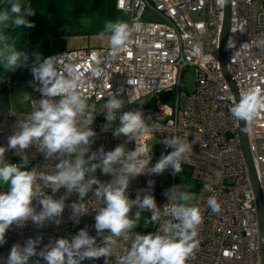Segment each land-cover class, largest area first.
Returning a JSON list of instances; mask_svg holds the SVG:
<instances>
[{"label": "built area", "instance_id": "1", "mask_svg": "<svg viewBox=\"0 0 264 264\" xmlns=\"http://www.w3.org/2000/svg\"><path fill=\"white\" fill-rule=\"evenodd\" d=\"M225 0H115L117 9L128 12L127 23L134 26L125 49L108 67V77L90 80L85 71L92 64V53L107 55L109 46L69 47L42 55V58L68 53V60L77 64L84 73L82 91L89 97L88 103L97 115L92 125L97 133L91 151L103 146L105 151L113 150L125 141V137H114L113 129L102 131L106 123L103 104L109 92L121 91L125 100L123 111L141 110L149 125H160L139 142L151 148V166L161 154L172 151L164 145L167 136L179 135L193 143V150L182 165V172L173 175L171 170L162 174L141 175L130 181L128 194L135 199L138 194L151 191L157 205L168 203L165 193L174 186L197 190L194 206L198 207L202 222L198 228L199 247L189 264H261L259 244V223L256 199L249 178L246 160L239 143L238 119L231 108L236 98L219 61V41L222 29ZM264 0H229V29L225 44L226 70L242 96L258 90L255 99L264 105ZM34 59L26 67L28 86L33 100L42 96L39 82L32 76ZM194 67V86L187 90L182 85V72ZM11 74L2 78L10 83ZM165 94L163 97L162 95ZM131 98L133 103H127ZM35 104L29 102L27 109L0 111V147H6L8 137L15 131L18 121H23L33 111ZM245 121V120H244ZM115 126H119V121ZM249 151L264 195V107L245 121ZM135 141L127 143L128 150H134ZM90 154V153H89ZM26 155L28 169L41 168L51 171L55 161H46L35 146L17 153L8 150L5 160L19 164ZM185 174V178H180ZM101 182L111 179L102 173H95ZM151 181V185L149 184ZM95 187V186H94ZM6 188H0V191ZM44 191L53 195L50 188ZM61 188L55 199L65 194ZM214 196L220 205L219 213L208 206L209 197ZM78 194H71L65 201L66 207L61 223L46 222L38 227L32 221L23 226L12 225L6 232V243L0 245V264H6L14 244L24 245L29 238H40L39 253L50 242L59 238L71 239L81 229L89 235L102 237L95 229V211L103 205L89 192L85 197L89 213L79 222L71 219L72 202ZM40 210L38 201H33ZM136 209H133L135 212ZM150 213L145 211L135 234L156 233L159 224L148 222ZM166 219V217H165ZM105 230V235H107ZM132 239H117L109 264H117L119 256L126 254ZM46 264L39 255L31 257L29 264ZM81 264H105V258L86 259Z\"/></svg>", "mask_w": 264, "mask_h": 264}, {"label": "clouds", "instance_id": "2", "mask_svg": "<svg viewBox=\"0 0 264 264\" xmlns=\"http://www.w3.org/2000/svg\"><path fill=\"white\" fill-rule=\"evenodd\" d=\"M2 3L0 66L5 72L15 71L27 65L29 56L10 43L2 29L9 24L17 28L33 27L26 17L35 15V10L30 6L23 7L19 0H2ZM134 31V26L126 21L105 23L98 38H107L109 50L104 57L91 54L93 64L85 70L90 80L108 77L110 61L125 49ZM31 71L33 79L39 82L42 98L35 101L29 93H23L20 103L31 102L35 108L26 119L17 122L7 146L0 147V188H6L0 191V245L6 243V232L14 224L23 226L32 221L38 227L46 222L59 225L65 201L73 193L78 194V200L70 205L71 219L78 223L80 217L89 213L85 200L89 192L103 202L94 217L97 235L102 240L98 244L97 238L89 235L85 228L70 240L59 238L50 242L37 253L40 238H29L23 246H12L6 264H29L30 258L37 255L46 264H81L86 259L101 257L105 258V264H109L120 238H131L132 243L126 254L118 257L117 264H189L199 247L198 228L202 222L199 208L190 204L192 194L179 185L174 186L165 193L168 203L159 207L151 191L131 199L128 189L130 181L141 175L162 174L165 170H171L173 175L181 173L183 163L193 150V143L179 135L167 136L163 143L172 151L161 154L150 167L152 147L142 145L139 140L160 125H149L150 117L146 118L141 110L123 111V93L117 91L109 92L103 104L106 123L102 131L113 129L114 137L126 139L113 150L105 151L101 146L97 151H91L97 137L92 128L97 115L93 114L89 97L82 91L85 80L79 66L68 60V53L48 58L36 53ZM257 96L258 90L245 93L241 102L231 108L233 117L251 120L257 109L264 107L255 99ZM127 103H133V100L129 98ZM117 121L119 126H115ZM132 141L136 146L134 150H128L126 145ZM32 146L44 155L46 161H55L51 171L39 167L29 170L26 155L20 158L19 164L5 160L6 151L16 150L24 154ZM97 169L111 179L106 182L98 180ZM45 188H50L53 195H48ZM61 188L66 190L65 194L55 199L54 195ZM33 201H38L39 211ZM207 203L214 213H219L220 205L214 196L209 197ZM145 211L151 214L148 222L159 224V230L132 236V230Z\"/></svg>", "mask_w": 264, "mask_h": 264}, {"label": "rangeland", "instance_id": "3", "mask_svg": "<svg viewBox=\"0 0 264 264\" xmlns=\"http://www.w3.org/2000/svg\"><path fill=\"white\" fill-rule=\"evenodd\" d=\"M49 19L55 21L52 37L57 45L68 47L109 46L107 38L101 40L99 33L106 22L122 20L127 22L128 12L117 9L114 0H53ZM66 47V48H68ZM194 67L188 66L182 72V85L191 90L194 86ZM163 97L165 94L162 95ZM96 173H102L97 169ZM181 174L180 178H185ZM192 194L194 205L198 191L183 187Z\"/></svg>", "mask_w": 264, "mask_h": 264}, {"label": "crops", "instance_id": "4", "mask_svg": "<svg viewBox=\"0 0 264 264\" xmlns=\"http://www.w3.org/2000/svg\"><path fill=\"white\" fill-rule=\"evenodd\" d=\"M19 2L23 7L30 6L35 10V15L26 17L34 26L17 28L9 24L7 28L2 30L9 37L10 43H13L18 50L22 49L27 52L29 56L28 62L35 59L36 53L42 56L68 47L64 43L57 45L52 37L56 21L49 19L51 8L53 7L52 4H54L53 0H19ZM3 7L2 0H0V10H3ZM7 72L12 73V79L10 83H2L0 80V111L27 109L29 103H20V98L24 92L30 94L27 67H20L15 71ZM7 72L2 68L0 76L3 77Z\"/></svg>", "mask_w": 264, "mask_h": 264}, {"label": "water", "instance_id": "5", "mask_svg": "<svg viewBox=\"0 0 264 264\" xmlns=\"http://www.w3.org/2000/svg\"><path fill=\"white\" fill-rule=\"evenodd\" d=\"M228 29H229V0H225L222 29H221V35L219 41V61H220L221 69L223 70L224 75L231 89L234 92L236 98V104H239L242 99L241 95L234 81L229 76L225 67V63H226L225 44L227 40ZM238 134H239L240 147L242 149L243 155L246 160L249 178L256 199L258 223H259L260 263L264 264V195H262L260 183L257 179L256 171L249 151L248 139L245 129V121L241 119H238Z\"/></svg>", "mask_w": 264, "mask_h": 264}, {"label": "trees", "instance_id": "6", "mask_svg": "<svg viewBox=\"0 0 264 264\" xmlns=\"http://www.w3.org/2000/svg\"><path fill=\"white\" fill-rule=\"evenodd\" d=\"M115 1V0H114ZM3 67L2 66H0V71H1V69H2ZM7 73H9V72H7ZM6 73V74H7ZM9 74H11V76H12V73H9ZM1 77V76H0ZM2 78V77H1ZM1 78H0V80H1ZM2 82V81H1Z\"/></svg>", "mask_w": 264, "mask_h": 264}]
</instances>
